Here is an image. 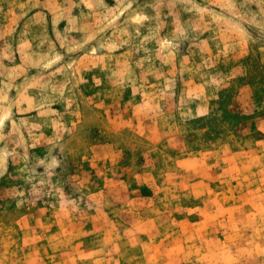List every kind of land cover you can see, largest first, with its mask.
I'll use <instances>...</instances> for the list:
<instances>
[{
    "label": "rangeland",
    "instance_id": "1",
    "mask_svg": "<svg viewBox=\"0 0 264 264\" xmlns=\"http://www.w3.org/2000/svg\"><path fill=\"white\" fill-rule=\"evenodd\" d=\"M0 264H264V0H0Z\"/></svg>",
    "mask_w": 264,
    "mask_h": 264
}]
</instances>
